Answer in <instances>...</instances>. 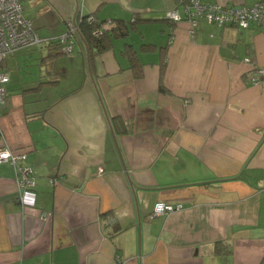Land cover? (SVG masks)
Returning a JSON list of instances; mask_svg holds the SVG:
<instances>
[{
	"label": "crops",
	"instance_id": "crops-1",
	"mask_svg": "<svg viewBox=\"0 0 264 264\" xmlns=\"http://www.w3.org/2000/svg\"><path fill=\"white\" fill-rule=\"evenodd\" d=\"M183 1L21 0L43 40L3 59L0 145L34 185L22 205L0 162V264H264V24L190 32L167 16ZM77 13L126 34L67 56ZM158 201L183 208L150 218Z\"/></svg>",
	"mask_w": 264,
	"mask_h": 264
},
{
	"label": "built area",
	"instance_id": "built-area-1",
	"mask_svg": "<svg viewBox=\"0 0 264 264\" xmlns=\"http://www.w3.org/2000/svg\"><path fill=\"white\" fill-rule=\"evenodd\" d=\"M167 16L173 21L186 19L189 23V31H193L199 18L217 25H236L247 27L252 21L264 24V0H259L251 5H229L221 2H203L202 0H184L183 12L173 9L167 12ZM94 19L88 15L87 20ZM66 29L55 37V40L62 45L65 54L70 55L73 50L74 33L77 32V22L74 16L65 20ZM115 25L112 18L101 20L94 34L98 35ZM54 39V38H53ZM43 38L38 34L32 20L23 14V7L20 0H0V105L5 101L8 73L3 69L5 55L20 46L36 45L42 42ZM248 56L244 61L248 62ZM248 76L252 83L264 80V67L253 66L248 70ZM1 136V131H0ZM24 150H13L7 145H0V162H8L15 169V179L19 190L18 200L25 204V191L34 185L33 169L30 165L21 161L25 159ZM99 171L102 167H99ZM52 180V179H51ZM264 186V180H262ZM181 203L156 202L149 213L153 218L162 213H170L182 209Z\"/></svg>",
	"mask_w": 264,
	"mask_h": 264
},
{
	"label": "trees",
	"instance_id": "trees-1",
	"mask_svg": "<svg viewBox=\"0 0 264 264\" xmlns=\"http://www.w3.org/2000/svg\"><path fill=\"white\" fill-rule=\"evenodd\" d=\"M88 15H92V14H89V13L88 14H79V13H77L75 15V19H76V22H77V28L78 29H77V32L74 33V37H75L74 38V43H75V40L79 39L78 38V35H79L80 38L83 39V41L86 44V46L89 47V49L101 50V49L105 48V44L106 43H105V40H104V36H105V34H107L106 33L107 30H103L102 33H100L98 35H95L93 32H94L95 29L98 28L101 19H98L95 16H93L94 19H92L90 21V20H87V18H86ZM113 20L115 21V25L112 26L109 29L114 31L116 34L124 36L126 34V31H127L126 30L127 29L126 23L124 21L117 20V19H113ZM241 28H243V27H241ZM59 45H60V47L62 49V46H61L60 43H59ZM73 47H74V44H73ZM62 51H63V49H62ZM72 52H73V50H72ZM127 52H128V49H127Z\"/></svg>",
	"mask_w": 264,
	"mask_h": 264
},
{
	"label": "rangeland",
	"instance_id": "rangeland-1",
	"mask_svg": "<svg viewBox=\"0 0 264 264\" xmlns=\"http://www.w3.org/2000/svg\"><path fill=\"white\" fill-rule=\"evenodd\" d=\"M87 18V17H86ZM56 43H58L57 41H55ZM59 44V43H58ZM62 46V45H61ZM159 202V201H158Z\"/></svg>",
	"mask_w": 264,
	"mask_h": 264
},
{
	"label": "water",
	"instance_id": "water-1",
	"mask_svg": "<svg viewBox=\"0 0 264 264\" xmlns=\"http://www.w3.org/2000/svg\"><path fill=\"white\" fill-rule=\"evenodd\" d=\"M76 14H74L73 16L75 17ZM82 39V38H81ZM83 40V39H82Z\"/></svg>",
	"mask_w": 264,
	"mask_h": 264
}]
</instances>
